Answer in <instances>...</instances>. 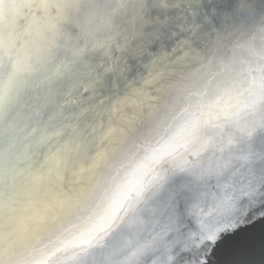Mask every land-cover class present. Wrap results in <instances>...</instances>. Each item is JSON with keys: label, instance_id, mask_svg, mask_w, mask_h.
<instances>
[{"label": "snow or ice", "instance_id": "snow-or-ice-1", "mask_svg": "<svg viewBox=\"0 0 264 264\" xmlns=\"http://www.w3.org/2000/svg\"><path fill=\"white\" fill-rule=\"evenodd\" d=\"M0 264H264V0H0Z\"/></svg>", "mask_w": 264, "mask_h": 264}]
</instances>
